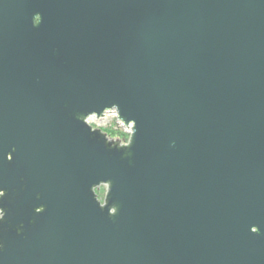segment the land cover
Masks as SVG:
<instances>
[{"label": "water", "instance_id": "water-1", "mask_svg": "<svg viewBox=\"0 0 264 264\" xmlns=\"http://www.w3.org/2000/svg\"><path fill=\"white\" fill-rule=\"evenodd\" d=\"M0 190V264H264V0H0Z\"/></svg>", "mask_w": 264, "mask_h": 264}, {"label": "rangeland", "instance_id": "rangeland-1", "mask_svg": "<svg viewBox=\"0 0 264 264\" xmlns=\"http://www.w3.org/2000/svg\"><path fill=\"white\" fill-rule=\"evenodd\" d=\"M92 117H94L93 124L96 127H99L101 129H105L108 136H111V137H119V136H115V135H111L110 134V131L108 129L109 128L110 129L112 128V129H115V130L117 129V130H120V131L124 132L127 135V137H128V134H129L128 131H129L130 128L128 126H125L124 124H122V122H120L116 118L115 112L113 110H106L104 112V114L101 115V116H99V117L91 114V115H89L87 117V120L89 121L90 118H92ZM127 137H126V139H127ZM126 139H123V141H125ZM103 187H105V186L103 184H101L97 189L102 190L101 192H103ZM102 195H99V196H102Z\"/></svg>", "mask_w": 264, "mask_h": 264}, {"label": "trees", "instance_id": "trees-1", "mask_svg": "<svg viewBox=\"0 0 264 264\" xmlns=\"http://www.w3.org/2000/svg\"><path fill=\"white\" fill-rule=\"evenodd\" d=\"M108 130L110 131L111 135L119 136L122 140L126 139V137H127V135L124 132L120 131V130H117V129L115 130V129H112V128L111 129L109 128ZM96 191L99 193V195H102V192H101L102 190H99V189L96 188Z\"/></svg>", "mask_w": 264, "mask_h": 264}, {"label": "clouds", "instance_id": "clouds-1", "mask_svg": "<svg viewBox=\"0 0 264 264\" xmlns=\"http://www.w3.org/2000/svg\"><path fill=\"white\" fill-rule=\"evenodd\" d=\"M4 195V191L0 190V196ZM4 216V211L2 209H0V219H2Z\"/></svg>", "mask_w": 264, "mask_h": 264}, {"label": "snow or ice", "instance_id": "snow-or-ice-1", "mask_svg": "<svg viewBox=\"0 0 264 264\" xmlns=\"http://www.w3.org/2000/svg\"><path fill=\"white\" fill-rule=\"evenodd\" d=\"M93 119H94V117L90 118V120L88 121V123L93 124ZM93 126L95 127L94 124H93ZM99 130L102 131V132H106L105 129H99ZM10 159H12V158H10Z\"/></svg>", "mask_w": 264, "mask_h": 264}, {"label": "flooded vegetation", "instance_id": "flooded-vegetation-1", "mask_svg": "<svg viewBox=\"0 0 264 264\" xmlns=\"http://www.w3.org/2000/svg\"><path fill=\"white\" fill-rule=\"evenodd\" d=\"M104 191H105V187H103V192H102V194H104ZM96 193H97V196L100 198V199H102L103 198V195L102 196H99V193L96 191Z\"/></svg>", "mask_w": 264, "mask_h": 264}, {"label": "built area", "instance_id": "built-area-1", "mask_svg": "<svg viewBox=\"0 0 264 264\" xmlns=\"http://www.w3.org/2000/svg\"><path fill=\"white\" fill-rule=\"evenodd\" d=\"M121 122V121H120ZM126 126V125H125ZM130 130V129H129ZM129 132V131H128Z\"/></svg>", "mask_w": 264, "mask_h": 264}]
</instances>
